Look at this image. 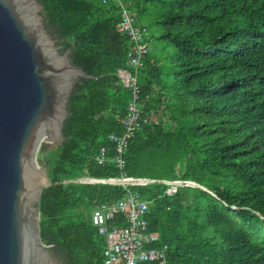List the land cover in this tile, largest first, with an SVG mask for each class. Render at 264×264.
<instances>
[{"label": "trees", "instance_id": "trees-1", "mask_svg": "<svg viewBox=\"0 0 264 264\" xmlns=\"http://www.w3.org/2000/svg\"><path fill=\"white\" fill-rule=\"evenodd\" d=\"M40 2L60 51L89 74L70 95L65 140L46 152L43 242L65 264H103L106 238L92 210L131 188L149 203V229L172 264H264V0ZM121 3L147 30L138 83L150 118L130 138L124 167L109 139L123 131L132 99L117 74L132 42L118 31ZM122 176L207 189L72 180ZM113 221L125 224L121 214Z\"/></svg>", "mask_w": 264, "mask_h": 264}, {"label": "water", "instance_id": "water-1", "mask_svg": "<svg viewBox=\"0 0 264 264\" xmlns=\"http://www.w3.org/2000/svg\"><path fill=\"white\" fill-rule=\"evenodd\" d=\"M43 10L40 0H0V264H64L42 240L39 204L52 184L46 152L65 140L70 95L76 79L89 74L60 51Z\"/></svg>", "mask_w": 264, "mask_h": 264}, {"label": "built area", "instance_id": "built-area-1", "mask_svg": "<svg viewBox=\"0 0 264 264\" xmlns=\"http://www.w3.org/2000/svg\"><path fill=\"white\" fill-rule=\"evenodd\" d=\"M121 6L122 19L118 24V31L128 35L132 42L128 52L129 65L120 67L117 74L124 86L130 89L132 99L128 103V112L123 120V131L110 133L109 139L115 143V161L120 167H124V154L130 138L150 118L143 113V101L140 97L141 88L138 83V69L142 65L141 57L148 48V43L144 41L147 30L134 24V16L130 9L124 3H121ZM96 158L100 162L106 160L107 148L105 146L97 153ZM140 178V180L131 183L124 181L108 183L122 184L125 187L132 184L164 183L169 185L168 192L170 194L176 191L179 185H185L179 179ZM127 191L128 193L121 199L114 202L99 203L92 210V223L98 228L99 233L106 238L103 264H172L166 258V245L158 246L156 242L159 235L149 229L147 218L150 209L149 203L142 200L140 194L131 188H127ZM118 214L125 218V224L113 221Z\"/></svg>", "mask_w": 264, "mask_h": 264}, {"label": "rangeland", "instance_id": "rangeland-1", "mask_svg": "<svg viewBox=\"0 0 264 264\" xmlns=\"http://www.w3.org/2000/svg\"><path fill=\"white\" fill-rule=\"evenodd\" d=\"M147 18L150 19V17L147 15ZM149 31L151 32H155L156 31V27L153 24H149ZM154 40V39H153ZM180 181H188V180H184V179H179Z\"/></svg>", "mask_w": 264, "mask_h": 264}, {"label": "flooded vegetation", "instance_id": "flooded-vegetation-1", "mask_svg": "<svg viewBox=\"0 0 264 264\" xmlns=\"http://www.w3.org/2000/svg\"><path fill=\"white\" fill-rule=\"evenodd\" d=\"M58 256V255H57ZM65 264V263H64Z\"/></svg>", "mask_w": 264, "mask_h": 264}]
</instances>
